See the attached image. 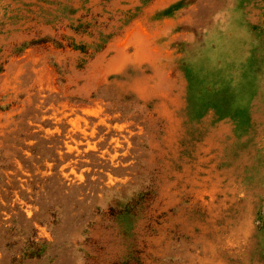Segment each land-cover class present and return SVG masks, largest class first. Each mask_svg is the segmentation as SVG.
Segmentation results:
<instances>
[{"label": "rangeland", "instance_id": "rangeland-1", "mask_svg": "<svg viewBox=\"0 0 264 264\" xmlns=\"http://www.w3.org/2000/svg\"><path fill=\"white\" fill-rule=\"evenodd\" d=\"M0 264H264V0H0Z\"/></svg>", "mask_w": 264, "mask_h": 264}]
</instances>
